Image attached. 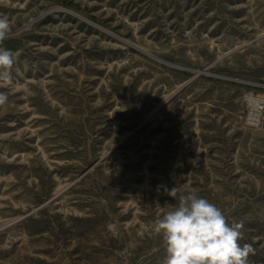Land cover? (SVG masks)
Masks as SVG:
<instances>
[{"label":"rangeland","instance_id":"374dc122","mask_svg":"<svg viewBox=\"0 0 264 264\" xmlns=\"http://www.w3.org/2000/svg\"><path fill=\"white\" fill-rule=\"evenodd\" d=\"M0 264H163L194 190L264 264V0H0Z\"/></svg>","mask_w":264,"mask_h":264},{"label":"clouds","instance_id":"9594fccd","mask_svg":"<svg viewBox=\"0 0 264 264\" xmlns=\"http://www.w3.org/2000/svg\"><path fill=\"white\" fill-rule=\"evenodd\" d=\"M13 32L7 17H0V44ZM15 54L0 47V82L12 81ZM0 92V105L7 102ZM178 196L177 205L154 221L153 234L165 250L163 264H248L251 245L241 244L242 225L230 223L223 210L194 190L173 187L167 192Z\"/></svg>","mask_w":264,"mask_h":264}]
</instances>
